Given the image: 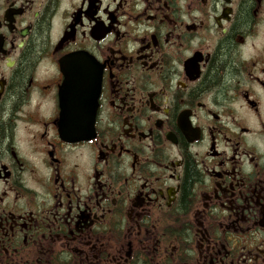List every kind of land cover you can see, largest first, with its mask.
Listing matches in <instances>:
<instances>
[{
    "label": "flooded vegetation",
    "instance_id": "flooded-vegetation-1",
    "mask_svg": "<svg viewBox=\"0 0 264 264\" xmlns=\"http://www.w3.org/2000/svg\"><path fill=\"white\" fill-rule=\"evenodd\" d=\"M0 264H264V0H0Z\"/></svg>",
    "mask_w": 264,
    "mask_h": 264
},
{
    "label": "water",
    "instance_id": "water-1",
    "mask_svg": "<svg viewBox=\"0 0 264 264\" xmlns=\"http://www.w3.org/2000/svg\"><path fill=\"white\" fill-rule=\"evenodd\" d=\"M87 93H88V91H87ZM92 100H93L92 95L87 97V111L85 113L89 122L92 123L91 129H93L94 117H95V113H96V109H97V104L95 103V105H94ZM83 132H86V129H84V130L72 129L71 130V136H73V137L74 136H80L79 134H82Z\"/></svg>",
    "mask_w": 264,
    "mask_h": 264
}]
</instances>
